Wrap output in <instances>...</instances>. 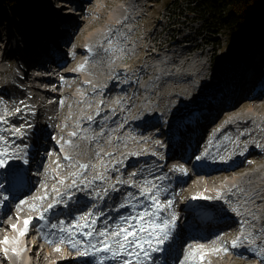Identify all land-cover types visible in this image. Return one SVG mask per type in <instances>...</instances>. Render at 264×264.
<instances>
[{
	"label": "rangeland",
	"instance_id": "obj_1",
	"mask_svg": "<svg viewBox=\"0 0 264 264\" xmlns=\"http://www.w3.org/2000/svg\"><path fill=\"white\" fill-rule=\"evenodd\" d=\"M22 2L24 3V17L32 18L33 22L37 23L35 28L31 23L29 28H25L19 19L11 15L7 7L5 10L3 7L0 8V34L2 38H5L8 34L14 33L12 40L4 39L6 40L4 43L5 45L9 43L11 47L9 52L16 53L19 57V59L5 60L0 66V89L9 95H0V112L15 114L9 120L10 127L15 130L14 134L2 137L4 143L10 146L3 148L0 145V150L9 152L13 156V152L16 151L15 143H21L23 133L29 129L20 122L23 116L17 114V105L20 100L29 102L30 94L34 93L38 100L46 98L54 102L47 112L44 114L39 112L38 116H45L44 121L47 117L51 124L48 127L49 130L51 128L59 130L55 133V137L59 138L62 162L66 166H62L60 161H55L52 171L40 170V174L45 178L43 182L45 186L39 205L48 203L50 196L58 189L70 193L77 184H85L86 188H92L111 178L113 172H118L116 180L120 182L117 185L120 191L119 196L123 189L126 191L125 196L122 197V203L129 204L135 211L142 210L143 204H149L151 200L149 198L151 195L149 197L145 195L146 191H154L153 183L156 186V181H161L158 174H154L157 171L155 166L162 157H159L162 150L155 143L163 140V137L142 134L133 122L131 125L129 119L133 116L138 122L147 121L152 116L165 119L167 112L173 109V106H170L165 112L161 110L163 101L168 95L166 89L169 87L172 88L169 92L171 96H186V84L194 83L198 97L208 95L217 88L216 86L213 90L211 88L201 90L204 81L209 79L205 77L208 66L214 65V68L216 66L215 59H212L213 64H211L212 51L214 55L216 53L215 58L218 57L217 59L221 60L220 63H223L227 57L237 62V59L247 57V51L250 50L253 41L257 44V39L264 36L263 32H257L248 34V37L240 35L236 41L227 40L224 35L211 39L204 38L205 34L200 26L203 21L204 7L197 4V0H181L179 3H167V0H99L98 7L92 2L88 4L85 14L77 13L76 30L73 29L76 38L72 41V45L86 52L82 55H74L78 63L87 64L85 77L70 79L71 85L63 83L61 89L57 90L62 95L56 97L51 94L44 95L41 91L27 88L25 85H7L9 84L8 79L15 74V66L18 67L21 60L24 61L26 58L23 51L17 52L18 49H13V43L17 39L21 40V43L25 40L28 43V34L32 33V29L40 30L41 20L45 22L44 17L40 18V15L30 16L35 11L39 14L40 9L44 10L43 4H46L44 0H22ZM103 2L105 6L102 5ZM50 9L53 11L52 7ZM189 9H192L193 13L189 12ZM110 17L117 21V25L109 22ZM82 22H84L87 33L82 32L84 28L81 27ZM96 29L105 33L102 38V41L106 40L103 51L89 49L90 34L96 32ZM218 38L220 40H217ZM207 39H210V42H206ZM183 41L184 44L180 46ZM218 42L221 44L219 45ZM213 43H215L214 46ZM89 54L102 58L101 64L112 68L115 72L117 69H122L119 74L123 81L112 92L116 93L115 98L109 97V92L107 96L102 95L105 89H99L98 81L93 79L94 70L100 63L95 61V58L91 59ZM64 58L67 59L66 55ZM165 59L166 64L163 62ZM7 67H12L13 72L10 75L2 72ZM152 70L156 74H149ZM219 70L222 71L221 68ZM80 71L84 73L82 69ZM143 76L147 79H143L138 87L137 82ZM215 81L217 83V80ZM82 91L86 93L84 100L80 101L73 96L70 97L71 94L81 95ZM256 95L262 96L264 91H258L252 97ZM101 106L103 108L91 116L94 119L96 117L100 119L97 121L90 118L88 125L83 128V134L77 133L85 121L84 119L78 120V117L88 118L92 110ZM116 107L118 109H115ZM108 108H111L113 113L103 115L102 111ZM178 117V115L169 117L170 121L167 119L165 121L173 127L180 120ZM119 149H123V155L116 153ZM127 155L132 156L138 165H133L128 170L115 166L117 159ZM147 160L153 162L145 163ZM130 171L141 172L142 175L140 177L136 175L137 177L134 178L129 173ZM73 184L74 186L70 187ZM140 189L143 192H140ZM76 191L82 192L85 189L78 188ZM61 202V200L54 201L57 204ZM27 208L29 207H24V211ZM93 220L90 214L87 215V223L85 222L82 227L83 232L87 231V226L91 228ZM97 223L104 225V220ZM35 239L34 235L22 241L27 251L32 249V246L27 243H33ZM72 242L76 244V248L69 245L71 248L81 253L85 251L83 250L85 241ZM109 243L116 251L114 241L110 239ZM43 258L45 260L47 256L43 255Z\"/></svg>",
	"mask_w": 264,
	"mask_h": 264
},
{
	"label": "bare ground",
	"instance_id": "obj_2",
	"mask_svg": "<svg viewBox=\"0 0 264 264\" xmlns=\"http://www.w3.org/2000/svg\"><path fill=\"white\" fill-rule=\"evenodd\" d=\"M99 0L94 1L95 5L98 7ZM108 2H106L107 4ZM49 4V3H48ZM54 3L52 1H50V5L43 4V8H44V12L46 10H49V12H52V16L57 18L59 16V14H63V17L66 18V25H60V26H65L67 28V26H70L69 28L75 29L76 30V26H77V10H73L74 9L72 7H70V4H65L62 7V11L63 12H56L55 10L51 11L50 7H52ZM103 6H105V3L103 2L102 4ZM56 8V7H54ZM53 9V7H52ZM69 13H66V11H69ZM115 17V16H113ZM110 17L109 18V22H111L112 24H116L117 25V21L113 18ZM74 19V20H73ZM32 18L28 17L25 18L23 20V24L25 25V27L29 28V24L31 23ZM71 21V22H70ZM84 22H82L81 27H84ZM58 27V25H57ZM33 30V29H32ZM65 31H69V29H65ZM83 33H87V29L84 27L82 29ZM68 35V34H67ZM105 35V33L101 30V31H97L93 32L90 34V44H89V49H94V50H98V51H103L105 49V41H102L103 36ZM14 37V33H10L8 34L5 38H2V34H0V51L3 54V56L7 55V51H9L10 44H6L5 45V41L6 40H12V38ZM6 39V40H4ZM186 39V36L184 37V40ZM103 42V43H102ZM21 43V40L17 39L15 40V43H13V49L16 50L19 48V45ZM179 43V42H178ZM184 43V41H183ZM183 43H180V46H182ZM70 45V44H69ZM179 46V45H178ZM71 51L75 52V54H84L81 50H79L76 46H73L71 44ZM180 50V47H179ZM181 51V50H180ZM66 60L65 63L60 67V74L58 75L59 78L58 80H52V79H45V78H41V71L45 72L47 71V69H45L44 67H42L36 74L34 81H39V84L36 86L32 85V86H28L30 88L39 90L42 92V94H51L54 95L55 91H57L59 88L62 87V82L67 81V79H69V85L72 84V81L70 79L76 77L77 79H81L82 77H85V72L87 71L86 69V65L78 63L75 60L74 55H71V53L66 52ZM10 56V57H9ZM14 55H12V53L10 55H8V57H3L4 61L5 60H10L13 59ZM43 56H45L43 54ZM89 57L95 58V61H98L100 63L99 66H97L94 70V76L93 79L97 80L99 83V89H105V92L102 94L103 96H107L108 92H109V97L113 96L115 98L116 93H112L114 92V90L116 89L117 86H119L122 82L119 80V72L122 71V69H117V72L113 71L112 68H108L107 66H104L102 63V58L99 57H95L92 54H89ZM163 62L166 64L167 60H163ZM242 62V60L240 61ZM3 61L0 62V64H2ZM89 65V63H88ZM28 66L31 65L29 64ZM213 66V67H212ZM212 66H208L207 70L205 71V77L209 78L208 80L204 81L203 84V89H210L213 88L214 86H216L218 83V79H217V73L215 72L214 69V65ZM22 66H20L19 68H21ZM25 67V66H24ZM23 67V69H24ZM17 70L15 72V74L11 77V79L9 80V84H7L8 86H10V83L13 84H23L21 78L17 75V72L20 71ZM83 70L84 73L80 70ZM4 73H12V67H7L4 68L2 70ZM49 75H51V71L48 72ZM149 74H156V72H154V70L150 71ZM51 77V76H49ZM228 77L231 79L232 75H228ZM217 80V83L216 81ZM53 84L54 86L50 87L49 89H44L42 86L45 84ZM56 83V84H55ZM6 85V86H7ZM206 87V88H205ZM172 90L171 87L166 89V92L168 93V95L166 96L165 100L163 101L161 110L162 111H166L170 108V106H173V109H171L167 115V120L170 121L169 117H173V116H186V114L189 117L193 116V110H198L201 107H206L207 106V100L203 99L201 97H198L196 94V87L194 83H188L185 86V94L186 96H171L169 94V92ZM200 90V91H201ZM40 92V93H41ZM259 92H262V90H259ZM5 93V92H4ZM4 93H0V94H4ZM6 94V93H5ZM59 97V95H58ZM51 102L50 105H52ZM105 104V101L103 102V105ZM109 103H107L108 105ZM103 108V106L92 110L89 115L88 118H83V117H78V120L84 119V124L82 125L81 129L79 131H77V133L79 134H83V128L85 126L88 125V122L92 116L93 113H97L98 111H100ZM25 109H34V107L32 105H26ZM115 109H118V107H116ZM232 113H236V112H242V114L237 117V119H239L242 123H243V127L242 129L246 130L245 132L249 131L248 135H253V134H259L261 133L262 138L260 140L257 141V147L255 148L256 151L259 152V156L257 158L254 157L253 153V146L249 144L248 142V149L250 151V154L248 155V159H256V163H261L263 164V167L261 169H258L257 171H253L250 172L249 170L252 169L251 166H247L245 163V160L240 162V164H238L237 166L234 167H230V166H222L219 170H215V169H210L208 171L206 170H200L197 173H193L192 175L189 174L187 181L185 182L183 188H182V193L176 197V195H172L171 198L169 200L166 201H170V200H177L180 199L183 200V198L181 197L185 191V193L189 196H191L193 199L194 197H200L199 199H194L196 204L199 206H208L209 208L212 209H216L219 210L221 207H225L227 210H229L232 214H235L234 211H232L231 207L233 205H238V209L242 210V214H248L250 213L249 211H245V207H244V203H243V199L245 198L246 195L248 196H255V204H259L261 202H264V179H257V175L261 176V172L264 171V114L262 117L258 116L259 112H263L264 113V95L259 96H253L251 98H249L247 100V102H241L239 103L232 111ZM1 113V112H0ZM108 113H110V115L113 113V111L111 110V108H108L104 111H102L103 115H108ZM5 114V113H2ZM191 114V115H190ZM98 115V114H97ZM11 115H5L3 117H1L0 115V127H2V129L0 130V134H5L8 133L12 134L14 132V130L10 129V130H5V128L8 126L6 124V122H4L3 119H8L10 118ZM73 118V116L71 117ZM99 117H96V119H98ZM191 122L190 119L185 118V120L183 121V123H189ZM171 123V122H170ZM108 127V126H107ZM34 127L29 131V133L27 134V137L30 138L33 133H34ZM67 129V128H65ZM51 136L48 139L49 142H51L53 139L52 136L55 135L56 132H59V130L51 128ZM180 134H184V132H180ZM191 132L186 133L185 134V138L186 140L184 141V144L190 140L191 137ZM246 136V137H247ZM83 137V136H82ZM245 135L240 136V142L243 141L245 138ZM57 139V138H56ZM4 143L3 141L0 140V145H2V147L4 148L5 146H10L9 144H2ZM206 146V145H205ZM23 147V146H22ZM59 146H54V148H48L47 152L52 151V161H59L58 160V156L56 154L57 150L59 149ZM123 151V149H119L116 151V153H121ZM212 151H213V147L212 146H207L206 147V155L207 156H211L212 155ZM238 152L240 153L241 150H238ZM185 154V151L183 152ZM162 156V153L159 154V157ZM193 156V155H192ZM194 157V156H193ZM1 159V156H0ZM7 164L5 165V169L4 171L6 173H10L11 171V166H9L8 164H10L12 161L10 160V157H7ZM37 158V162H38ZM227 160L229 163L232 162V158L230 156H227ZM153 161H149L147 160L145 163H152ZM160 162V161H158ZM157 162V163H158ZM50 163V161H49ZM47 164L46 167L47 168H52L51 164ZM62 163V162H61ZM62 166H64L63 164H61ZM167 165L168 162L166 163V166L163 167V169H165L166 171L169 172V174L163 179L161 178V181H156L157 185L159 186V184L166 182V179L170 176V182L169 185H175L179 179V174H182L181 169L180 170H175V169H171V170H167ZM147 166V165H146ZM129 167H133V165H128L127 166V170L129 169ZM183 167L186 168L185 172H189L191 171V165L190 162H185L183 163ZM193 169V168H192ZM4 171L0 172V175H3ZM52 171V170H49ZM109 172H111V170H109ZM246 172V173H245ZM107 174V172H105ZM160 172L155 171L154 174H159ZM118 174L116 172L112 173L111 178L112 179H108L106 182V186L107 191H114L117 192L118 190L114 187L115 184L118 185L119 181H116ZM44 178V177H43ZM159 178V177H158ZM114 181L115 184H114ZM10 181H8L9 183ZM161 182V183H160ZM7 183V184H8ZM13 183V182H12ZM16 186V185H15ZM153 188L156 191L157 188L155 186V183H153ZM74 189H72L71 191H73ZM263 190L262 193H259V191ZM70 191V192H71ZM10 191H8L5 195H7ZM140 192H143L142 189H140ZM162 190L159 191V193H161ZM42 193H43V189L38 188L37 186L31 188L29 191H27L22 198V202L23 204H26L27 207H31V208H36L38 206L42 207L43 205H39L40 204V200L42 199ZM152 193H154V191L149 190L146 191V195L149 197ZM57 200H61V198H57ZM152 204V201H150ZM161 204V202H159ZM176 203H180V200H177ZM116 206V205H113ZM128 206V205H127ZM53 207L58 208V204H55ZM53 207L51 209H49L48 206L45 207V212L50 211L53 209ZM69 208V206H65L63 209L66 211V209ZM89 209V206L86 208H84L83 210H85L87 212V210ZM154 211L153 208L150 207V211ZM190 212V209L185 205L180 203L179 205L175 206L173 208V214L168 215L167 212H160L157 217H162V219H169L171 220L172 216L175 215L177 223L180 222L181 220V214L182 212ZM264 212V210L262 211ZM93 215H100L102 213V211H100V209H98L97 207H95L93 209V211L91 212ZM28 214V213H27ZM251 214V217L253 218V227H257L258 224L256 222L257 216L255 214ZM264 216V215H263ZM24 214H17L15 207H5L4 208V212L1 215L0 218V264H44L42 261V254L45 253L49 256V258H57L60 257L63 262L61 264H72L73 262H76L78 258L81 257L80 253H76L73 252L72 248L69 246L70 243L69 241H75V242H79L80 238H84L87 241H90L91 238L87 235H85L84 232L80 231V229H82L85 220L83 221V224H80L81 227L77 228V227H70L67 230L68 231H61V229H66L64 228L63 225H61L59 223V217H57L54 221H52L51 223H47L45 225H40V221L41 219H35L33 221L32 224H29V228L27 231V234L24 235V239L30 237V236H37L36 233L39 234L38 238H36V240H33V245H35V247L33 248V252L31 253V255H36L38 257V259L35 261L33 259L29 258V254L27 252L24 251V249L26 248L25 246L19 245V239H20V235H19V230L23 229V226L21 225L22 220H23ZM103 219L105 217H102ZM239 215L236 217V224L239 225V221H238ZM152 219H156V217H152ZM112 221V219L110 220ZM262 223L264 222V217L262 218ZM156 223H160V222H156ZM13 225H16V229H13ZM52 225H55V235L53 237L50 238H46L43 239V231L45 229L51 228ZM138 225V224H136ZM145 226H147L145 224ZM187 227H182L179 226L177 228V231H181L182 229H186ZM75 229H78V235L76 237H72L70 239L69 235H72L75 233ZM87 231H91L90 226L86 227ZM104 230H109V227H105L104 229H101L99 226V229L97 231H95V233H98L99 231H104ZM229 231V233H234L232 232V230L230 228H226L223 232H227ZM238 232L241 234L240 237L235 238L233 240L229 241V238L226 237V235L223 236L222 240H219L218 238L214 237V236H209V234L203 235L201 236L198 241L196 242L195 245V250L191 253V255H189L186 259V261H183L182 263L179 264H201V260H200V256L203 255V261L207 264H254L257 261V264H262L263 260H256L255 257L252 254H246L244 250H238L237 247H230L229 249H227V251H225L224 248V242L227 241L228 243H231L233 241L236 242H241L244 246H249V247H253L256 244L259 243L258 240V235L254 234V233H250V239L244 240V236H245V232L241 231V228L238 229ZM7 236H12L11 237H7ZM7 238L9 243L4 244L3 241L4 239ZM75 238V239H73ZM103 237L99 238V241L97 243V245H101L100 241L102 240ZM231 238V237H230ZM16 249V252H13V249ZM7 249V252H5L4 250ZM57 249H59V251H57ZM37 250H40V253H37ZM144 250L148 253L149 251H152L151 248H149V246L147 244H144ZM132 249H129V252H131ZM136 251L140 252L139 249H137ZM214 251V254H211V252ZM21 254V257L19 256V253ZM194 253V255H193ZM162 252H158V256L161 255ZM246 255V256H245ZM143 256H145L144 252H140L139 256L137 257L136 255H125L123 252H121L120 255H118L117 257H112L110 259V262H119L118 264H123L124 260H129L131 262V264H146V261L143 259ZM35 258V256H34ZM48 259V258H47ZM46 259V260H47ZM81 259L86 260L84 257H82ZM181 259L178 260V262ZM52 264V263H50ZM54 264V263H53Z\"/></svg>",
	"mask_w": 264,
	"mask_h": 264
},
{
	"label": "snow or ice",
	"instance_id": "obj_3",
	"mask_svg": "<svg viewBox=\"0 0 264 264\" xmlns=\"http://www.w3.org/2000/svg\"><path fill=\"white\" fill-rule=\"evenodd\" d=\"M19 111V110H18ZM6 153H0V156H4ZM6 160L0 159V168H3L6 164ZM183 171V170H181ZM71 185L70 187H73ZM131 195V194H129ZM146 195V194H145ZM152 201L151 208L154 209V211L149 212L147 209L143 212H140L136 214L133 217H121L122 220H124L126 223L128 220H136L138 224V228L132 224L129 223L128 227L118 226L117 229L113 230L111 233H109L107 230L99 231L98 235L100 237H104L105 239L100 241L101 247L97 248L95 244H92L91 247L94 248L97 252H111L112 256L115 258L118 255L123 252L125 255H136L139 256L140 252H144L145 255H147V252L144 250V244H147L149 248L153 252L161 251L162 245H164L172 236V232L175 228V215L172 216L171 220L169 219H161L160 223H156L155 219H152V217H157V215L164 210V205L160 204L156 195L152 194L149 197ZM200 197H194V199H199ZM54 205H49V209H51ZM123 206V205H121ZM169 208L172 206V201H168ZM133 207H135L133 205ZM43 219V217H41ZM80 219L85 220L87 223L86 217H81ZM31 223V218L24 220L23 222V229L19 230V235L24 236L27 234L29 224ZM92 223H95L93 221ZM145 224L147 226H145ZM13 229H16V225L12 226ZM52 227H56L55 225H52ZM74 227H81L80 224L74 225ZM61 231H68L67 229H61ZM143 234V235H142ZM87 236H92V232L85 233ZM114 241V243L118 246L119 251H114L112 244L109 243V240ZM4 244L9 243L8 239L5 238L3 241ZM71 247L76 248V244L69 241ZM237 242H232V247H236ZM128 249H132L131 252L127 251ZM137 249L140 250V252L136 251ZM7 252V249L4 250ZM59 251V249H57ZM227 251V249H225ZM13 252H16V249H13ZM82 255H88V252H82ZM194 255V253H193ZM203 255L200 256V260L203 261ZM123 264H131L129 260H124Z\"/></svg>",
	"mask_w": 264,
	"mask_h": 264
},
{
	"label": "trees",
	"instance_id": "obj_4",
	"mask_svg": "<svg viewBox=\"0 0 264 264\" xmlns=\"http://www.w3.org/2000/svg\"><path fill=\"white\" fill-rule=\"evenodd\" d=\"M170 2L179 3L181 0H167ZM197 4L204 7L200 24L204 38L224 35L227 40L236 41L240 35L248 37V34L264 29V0H197ZM2 7L9 8L17 16L23 14L24 3L22 0H0ZM188 11L193 13L192 9Z\"/></svg>",
	"mask_w": 264,
	"mask_h": 264
}]
</instances>
